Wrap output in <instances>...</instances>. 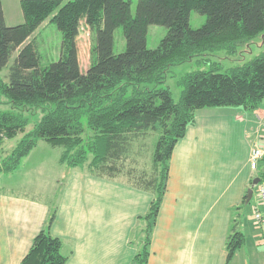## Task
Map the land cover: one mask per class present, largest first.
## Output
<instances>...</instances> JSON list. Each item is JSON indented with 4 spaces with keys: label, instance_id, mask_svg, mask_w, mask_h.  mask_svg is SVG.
Listing matches in <instances>:
<instances>
[{
    "label": "trees",
    "instance_id": "obj_1",
    "mask_svg": "<svg viewBox=\"0 0 264 264\" xmlns=\"http://www.w3.org/2000/svg\"><path fill=\"white\" fill-rule=\"evenodd\" d=\"M21 8L24 22L9 27L0 0V75L17 55L8 82L0 77V96L11 105L9 110L0 109V148L24 133L0 161V175L16 172L39 141H45L62 149L60 163L69 168L87 167L109 179L126 176L135 187L155 195L131 238L138 247L132 264H149L173 151L195 124L197 112L212 107L256 112L264 107V52L226 73L213 64L209 70L187 74L178 103L162 86L167 73L174 65L215 53L229 58L243 53V48L250 53L264 34V0H22ZM193 12L207 19L199 29L191 27ZM47 21L62 33V44L60 58L43 66L32 37ZM83 23L94 34L91 66L85 73L77 44ZM151 26L167 29L155 50L148 48ZM121 27L127 45L117 55L115 32ZM38 109L44 115L26 133L30 119L25 113ZM159 128L153 175L126 171L133 141ZM57 208L50 206L45 227L22 264L67 263L63 242L50 232ZM244 242V235L233 229L227 264Z\"/></svg>",
    "mask_w": 264,
    "mask_h": 264
},
{
    "label": "crops",
    "instance_id": "obj_2",
    "mask_svg": "<svg viewBox=\"0 0 264 264\" xmlns=\"http://www.w3.org/2000/svg\"><path fill=\"white\" fill-rule=\"evenodd\" d=\"M21 1L2 0L7 26L24 22ZM7 9L21 11L15 10L12 17ZM259 130L254 112L243 108L197 112L195 124L173 151L149 264H227L233 229L244 235L245 242L229 264H264L261 231L252 212L249 215L253 204L245 206L257 177L250 157ZM36 148L16 172L0 175V264L23 263L52 204L58 208L50 232L63 242L66 264H132L138 247L131 238L155 195L135 187L126 176L109 179L87 167L69 168L60 163L61 156L59 173H47L43 183L32 184L28 173L33 163L27 166V162L35 158ZM52 192L55 196L49 201Z\"/></svg>",
    "mask_w": 264,
    "mask_h": 264
},
{
    "label": "rangeland",
    "instance_id": "obj_3",
    "mask_svg": "<svg viewBox=\"0 0 264 264\" xmlns=\"http://www.w3.org/2000/svg\"><path fill=\"white\" fill-rule=\"evenodd\" d=\"M15 10L18 13L20 9H7V16H16L17 13L15 12ZM20 15L21 17H23L22 11L20 12ZM206 20L207 19L205 16L193 12L191 15V27L193 29H199L205 24ZM46 23V26L41 28V30L36 33L35 38L32 39L35 40V44L39 49L43 66H48L50 63L57 61L60 58L62 44V33L55 25L50 24L49 21H47ZM166 35L167 29L165 27L151 26L148 35V48L151 50H155L156 48H158L161 41L166 37ZM77 44L79 49L81 70L83 73H85V70H87L91 66V51L94 46V34L92 33L91 29L85 25V23H83L82 25ZM126 45L127 43L124 38L123 29L122 27L118 28L115 32V54L119 55L123 53L126 50ZM241 50L243 51V53H239L237 56L231 58L227 57L225 53H215L208 58H195L190 62H186L180 65H174L169 69L165 83L162 86L170 89L174 101L178 103L184 90L181 82L187 74L199 70H209L211 68L210 66L213 64H219L221 72L226 73L227 70L232 66L241 64L244 60L249 61L264 52V34L255 40L254 44L251 47L250 53H246V48H243ZM16 56L17 55H13L7 68H5L1 72L0 77L4 82H8L7 78L10 74V68L14 63ZM0 109H11V105L9 104V102L2 96H0ZM263 109L264 107L254 112L255 116H258L259 112ZM25 115L30 119V124L26 127L25 130V132L28 133L32 131L35 125L41 120L44 112L41 109L30 111L28 110L26 111ZM23 135L24 133L19 134L14 139L5 143L6 146H4L3 152L0 153V161L8 157L12 153V151L21 141ZM159 135L160 128L156 133L150 132L146 137L139 138L133 141L132 148L130 150V158L124 166L126 171H134L135 173L138 172V176L142 172L147 176L153 175V154L158 142ZM38 144L40 145L36 148L37 154L35 155V158H31L27 162V166H29L30 163H33L28 173V181H31L32 184L40 182L43 183V181L45 180V176L47 177V173L53 176V173L55 175L56 173L60 172L57 162L62 154V149L53 148L45 141H39ZM91 159L92 156H90L88 163H86V166L89 164ZM57 189L58 187L56 186L53 190H55L56 192ZM29 191L33 192L34 190ZM54 196L55 195L52 192L51 197L49 196L48 200L52 201V197ZM253 202L254 199L248 206L251 207ZM252 209L253 208L251 207L249 215H251Z\"/></svg>",
    "mask_w": 264,
    "mask_h": 264
},
{
    "label": "built area",
    "instance_id": "obj_4",
    "mask_svg": "<svg viewBox=\"0 0 264 264\" xmlns=\"http://www.w3.org/2000/svg\"><path fill=\"white\" fill-rule=\"evenodd\" d=\"M256 117L260 122V130L257 133L258 141L253 145L250 167L257 173L259 183L255 186L252 219L261 231L259 241L264 243V109Z\"/></svg>",
    "mask_w": 264,
    "mask_h": 264
},
{
    "label": "water",
    "instance_id": "obj_5",
    "mask_svg": "<svg viewBox=\"0 0 264 264\" xmlns=\"http://www.w3.org/2000/svg\"><path fill=\"white\" fill-rule=\"evenodd\" d=\"M259 183V179L256 178L253 181V187H255ZM254 190L253 188H250L247 194L246 204H249L253 198Z\"/></svg>",
    "mask_w": 264,
    "mask_h": 264
}]
</instances>
